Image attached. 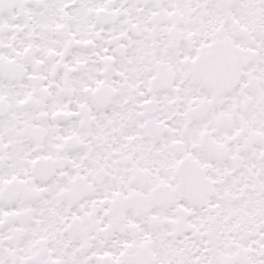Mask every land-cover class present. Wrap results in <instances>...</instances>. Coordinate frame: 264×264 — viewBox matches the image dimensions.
Returning <instances> with one entry per match:
<instances>
[{
	"label": "snow or ice",
	"instance_id": "obj_1",
	"mask_svg": "<svg viewBox=\"0 0 264 264\" xmlns=\"http://www.w3.org/2000/svg\"><path fill=\"white\" fill-rule=\"evenodd\" d=\"M0 264H264V0H0Z\"/></svg>",
	"mask_w": 264,
	"mask_h": 264
}]
</instances>
